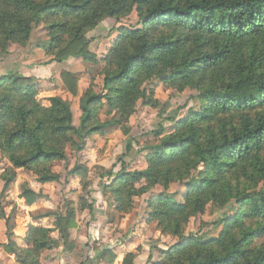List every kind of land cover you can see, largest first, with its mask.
<instances>
[{
  "label": "trees",
  "instance_id": "1",
  "mask_svg": "<svg viewBox=\"0 0 264 264\" xmlns=\"http://www.w3.org/2000/svg\"><path fill=\"white\" fill-rule=\"evenodd\" d=\"M133 12L140 27L115 30L116 39L98 60L87 34L106 19L118 23ZM39 23L53 63L100 64L102 85L99 92L92 85L84 90L74 125L69 102L51 97L42 104L31 78L16 72L0 76V159L8 163L0 175L4 190L15 183L18 170L41 185L59 181L53 165L67 160L68 148L81 150L86 136L109 128L128 136L138 101L160 106L144 87L159 80L177 92H195L190 98L200 108H188L180 120L167 117L171 128L160 124L152 132L158 142L143 148L145 167L129 171L121 158L116 172L79 164L69 174L87 190L90 172L99 171L101 194L122 218L134 210L136 199L162 188L146 201V223L176 243L156 261L150 258L151 264H264V0H0V53L9 44L26 46ZM75 73L60 74L63 90L73 98L79 90ZM103 108L117 118L99 120ZM133 143L129 138L125 156ZM176 184L185 187L179 200L168 193ZM36 197L23 186L26 205ZM93 203L84 196L75 205L66 201L63 211L41 216L52 219V228L29 225L23 243L5 219L7 242L0 250L16 264H40L54 249L70 252L76 213L91 214ZM208 205L223 211L217 236H185L190 219ZM98 258L117 260L108 251ZM135 258L127 254L121 264H134Z\"/></svg>",
  "mask_w": 264,
  "mask_h": 264
},
{
  "label": "rangeland",
  "instance_id": "2",
  "mask_svg": "<svg viewBox=\"0 0 264 264\" xmlns=\"http://www.w3.org/2000/svg\"><path fill=\"white\" fill-rule=\"evenodd\" d=\"M139 27L135 12L118 23L115 20L106 19L87 34V38L91 41L90 49L96 54L97 59L101 60L117 37L115 30ZM49 45L46 29L42 23H39L33 27L26 46L9 44L6 53H0V76L16 72L12 69L13 66L20 69L16 73L21 71L25 76L27 71H30L29 69L37 71L39 79L33 78L32 82L38 93L37 99L42 104H47V100L51 97H57H46L47 93L57 90L55 85L57 81L54 82V79L47 78L45 80L49 81L46 85L38 82L45 76L54 73V70L50 69L51 66L49 68L52 63V57L47 53ZM69 61L72 62V64L70 63L72 69L77 72L75 74L79 77V87H81V95L78 98H72L71 102L73 124L76 125L81 115L80 110H76V105L79 104L84 90L90 85L96 92H99L101 88L102 77L98 74L102 65L90 63L83 65V61L79 59H70ZM74 61H78L79 65L73 64ZM53 66L56 69L55 73L62 69L55 64ZM62 72L64 71L59 72L58 75ZM53 78L55 77L53 76ZM144 87L151 91L154 99L159 102L158 109L138 101L135 112L127 124L130 129L128 136H124L118 128H109L103 133L84 137V146L81 150L76 151L68 148L67 160L55 162L52 167V170L59 175V181L41 185L35 181L33 175L18 170L15 183L4 190V182L0 179V210L3 212L2 216L5 217H0V224H2L0 231L2 235L5 233V236L7 231L5 219H8L9 229L21 239L25 236L31 221L40 220L41 226L52 228V219L41 216L48 212L63 211L66 201H72L75 205L78 197L84 196L88 203L94 202L91 214L87 211L76 213L77 228L71 232V240L74 244L69 250L70 252L64 253L62 248L51 250L48 255L41 256L43 259L40 260V264H109L104 259L98 258L99 253L107 251L115 254L116 259L120 258L118 263L116 260L113 264H121L123 258L130 253L136 256L134 264H151L150 258H156L161 250H166L176 243L175 238L161 235L153 224L146 223V201L162 193L161 187L158 186L148 194L136 199L134 210L122 218L114 211L111 202L101 194L98 186L99 171L90 172L87 190L81 188L77 177L69 174L74 165L79 164L88 168L100 166L105 170L114 168V172H116L120 169L121 158L129 171L142 170L145 167L143 148L158 142L152 132L158 130L160 124L168 131L173 124L164 121L167 117H177V120H180L188 108L193 110L200 108L199 104L190 98L195 96V92L190 89L177 92L175 89L164 87L159 80L146 83ZM46 90H48L47 93ZM107 111L106 108H103L99 114V120L117 118L114 112H110L108 115ZM129 138H132L134 143L130 152L125 156L126 143ZM7 167V161L0 159V175ZM23 186L37 195L31 206L26 205L24 199L21 198ZM184 191L185 187L176 184L168 190V193L173 196V199L179 200ZM230 207L231 204L228 208ZM232 212L230 210L227 212L229 217L232 216ZM222 213L223 211L213 209L208 205L203 215L190 219L185 236L198 235L203 239L216 237L221 227L220 224H216V221ZM17 242L23 243V240ZM7 256L5 253H0V264H16L8 262Z\"/></svg>",
  "mask_w": 264,
  "mask_h": 264
},
{
  "label": "crops",
  "instance_id": "3",
  "mask_svg": "<svg viewBox=\"0 0 264 264\" xmlns=\"http://www.w3.org/2000/svg\"><path fill=\"white\" fill-rule=\"evenodd\" d=\"M72 64V62H70V61H67V62H65V63H63V64H56V63H51V65H49V68H50V66H51V70H54V73H52V75H48V76H45L44 78H42L40 81H38V82H40V84H42V85H46V83H47V81H49V80H45V79H49V78H52V79H54V82H56L57 81V84H55L56 85V88H57V90L56 91H53V92H51V93H47V91L49 90V88H48V90H46V93H47V96L46 97H51V96H57V97H59V98H61L62 100H64V101H67V102H69L70 104H71V102H72V96L69 94V93H67L66 91H64L63 90V85H62V83H61V80H60V74L58 75V73L59 72H61V71H67V72H71L72 70H74V69H72V67H71V64ZM14 64V63H13ZM57 65V67H61L62 69H61V71H59L58 73H55L56 72V69H54V66L53 65ZM73 64H76V65H79V62L78 61H74L73 62ZM82 64L83 65H85V64H87V63H84V62H82ZM14 71H16L17 72V70H20V69H17V66H13V68H12ZM29 69V68H28ZM30 71H27V73H26V76H25V74L24 73H22L21 71H18V74H20V75H23L24 77H29V78H31V79H33V78H38L39 76L36 74V70H34V71H32L31 69H29ZM24 72V71H23ZM8 73H10V72H8ZM56 74V75H55ZM50 76H52V77H50ZM53 76L55 77V78H53ZM39 79V78H38ZM50 88H53V87H50ZM80 89L78 90V94H77V98H78V96L79 95H81V87H79ZM78 104V103H77ZM72 106H71V110H72ZM76 110L77 111H79L80 110V108H79V104L78 105H76ZM73 111V110H72ZM30 225H41L40 224V220H38L37 222H30ZM1 226H2V224H0V228H1ZM27 229H28V227H27ZM27 232V231H26ZM13 234H14V232H13ZM26 234V233H25ZM0 244H5L6 242H7V238H6V236H5V233H4V235H2V233H1V231H0ZM14 237H15V240L16 241H21V240H23L24 238H25V236L23 237V238H21L20 239V237H18V236H15V234H14ZM0 253H2V254H4V252L3 251H1L0 250ZM48 253H49V251L48 252H46V254L45 255H48ZM8 255V254H7ZM8 257V262H10V263H14L15 262V259H14V256H11V255H8L7 256ZM150 257V256H149ZM158 257L159 256H157L156 258H153L151 261H156L157 259H158ZM43 259V257L41 258V260ZM120 258H117V263L120 261L119 260ZM50 261V260H49ZM40 263H41V261H40ZM116 263V264H117ZM121 263V262H120Z\"/></svg>",
  "mask_w": 264,
  "mask_h": 264
}]
</instances>
